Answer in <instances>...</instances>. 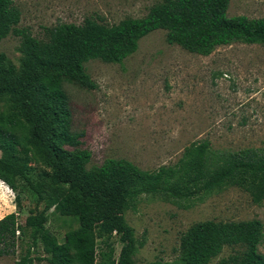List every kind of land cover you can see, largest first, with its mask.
Masks as SVG:
<instances>
[{
  "label": "trees",
  "instance_id": "1",
  "mask_svg": "<svg viewBox=\"0 0 264 264\" xmlns=\"http://www.w3.org/2000/svg\"><path fill=\"white\" fill-rule=\"evenodd\" d=\"M228 0H159L140 17L124 18L113 25L83 18L80 24L59 22L36 38L18 28L20 11L13 0H0V38L9 33L22 40L24 57L16 70L0 53V96L7 112H0V182L14 194L20 179L43 196L28 175L35 155L50 170L48 207L77 225L64 231L60 241L44 227L48 217L29 210L24 226L18 212L0 219V256L14 255L13 264H134L140 243L124 222V213L135 209L144 194L166 202H202L228 186L246 191L251 201H264V146L210 151L207 141L192 143L170 166L138 169L124 159H105L90 165L83 149V132L72 128V112L63 83L84 89L94 85L85 73L90 60L120 64L136 52L138 41L156 29L166 30V41L200 56H209L220 45L244 42L264 47V17L227 15ZM188 206V205H186ZM28 230L27 242L23 243ZM16 234V235H15ZM120 245L117 257L111 238ZM263 238L258 220L205 221L192 225L179 238L178 257L172 262L152 260L145 264H209L223 247L232 252L217 264H264L257 252ZM37 243L43 258L35 256Z\"/></svg>",
  "mask_w": 264,
  "mask_h": 264
},
{
  "label": "rangeland",
  "instance_id": "2",
  "mask_svg": "<svg viewBox=\"0 0 264 264\" xmlns=\"http://www.w3.org/2000/svg\"><path fill=\"white\" fill-rule=\"evenodd\" d=\"M159 0H13L20 11L18 28L36 38L59 22L82 23L83 18L113 25L124 18L143 16ZM227 15L264 17V0H228ZM0 53L14 67L24 57L22 40L9 33L0 38ZM85 73L94 87L84 89L74 82L63 83L72 112V128L82 131L80 146L90 152V165L105 159H124L138 169L170 166L192 143L207 141L210 151L264 146V47L244 42L220 45L209 56L190 53L166 41V30L156 29L138 41L136 52L122 63L90 60ZM0 96V112H7ZM32 184L43 196L17 179L21 209L14 194L0 182V219L18 212L24 226L29 210L48 217L44 227L58 241L75 227L48 207L50 170L33 156L28 163ZM188 205V206H186ZM124 222L140 246L132 261L145 264L155 259L172 262L178 257L179 238L192 225L205 221L258 220L263 238L257 252L264 256V201L255 204L237 186L225 187L199 203H172L154 195H142L135 209H128ZM25 231L23 243L27 242ZM16 235V234H15ZM114 257L120 245L111 238ZM14 255L0 256V264H13ZM232 247H223L209 264L226 258ZM35 256L43 258L37 243ZM33 264H47L34 259Z\"/></svg>",
  "mask_w": 264,
  "mask_h": 264
}]
</instances>
